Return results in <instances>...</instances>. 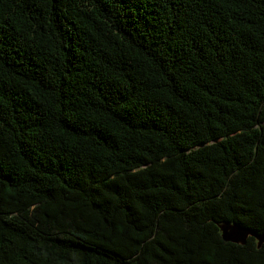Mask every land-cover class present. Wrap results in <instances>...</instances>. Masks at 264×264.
Wrapping results in <instances>:
<instances>
[{
    "label": "trees",
    "instance_id": "trees-1",
    "mask_svg": "<svg viewBox=\"0 0 264 264\" xmlns=\"http://www.w3.org/2000/svg\"><path fill=\"white\" fill-rule=\"evenodd\" d=\"M264 0H0V264H264Z\"/></svg>",
    "mask_w": 264,
    "mask_h": 264
},
{
    "label": "water",
    "instance_id": "water-1",
    "mask_svg": "<svg viewBox=\"0 0 264 264\" xmlns=\"http://www.w3.org/2000/svg\"><path fill=\"white\" fill-rule=\"evenodd\" d=\"M218 227L220 235L225 241L243 245L247 237L252 236L255 239L257 248H260L264 243V232L256 233L233 222H221Z\"/></svg>",
    "mask_w": 264,
    "mask_h": 264
}]
</instances>
